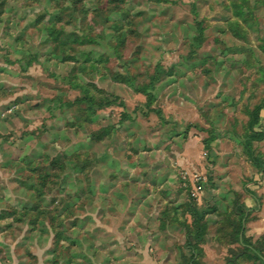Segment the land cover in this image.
Instances as JSON below:
<instances>
[{
    "label": "rangeland",
    "instance_id": "obj_1",
    "mask_svg": "<svg viewBox=\"0 0 264 264\" xmlns=\"http://www.w3.org/2000/svg\"><path fill=\"white\" fill-rule=\"evenodd\" d=\"M256 108L264 0H0V257L190 263L219 203L234 242Z\"/></svg>",
    "mask_w": 264,
    "mask_h": 264
},
{
    "label": "crops",
    "instance_id": "obj_2",
    "mask_svg": "<svg viewBox=\"0 0 264 264\" xmlns=\"http://www.w3.org/2000/svg\"><path fill=\"white\" fill-rule=\"evenodd\" d=\"M256 128L264 132L262 112ZM249 143L254 158L263 164V167L260 168L254 163L257 173L254 179L253 191L248 192L242 204L236 206L234 211H228L232 222H238L239 235L234 242H226L221 236V231L226 225L225 219L220 220L221 218H219L226 212L227 207L224 203H219L220 206H218L216 212L213 211L215 213L200 210L199 207H196L199 213L205 215V236L203 243L200 245L201 256L194 259H198L200 264H246L248 261H253L254 264H264V186L259 182L260 173L264 169V139ZM229 226L233 231L235 230L234 225ZM213 228L216 231V236L210 238L209 233ZM4 245L11 247L6 243ZM8 252L10 253V250ZM16 261L14 257L9 255L4 254L3 257H0V264H17ZM136 262L137 264H145L144 261ZM185 264L191 263L185 262Z\"/></svg>",
    "mask_w": 264,
    "mask_h": 264
},
{
    "label": "trees",
    "instance_id": "obj_3",
    "mask_svg": "<svg viewBox=\"0 0 264 264\" xmlns=\"http://www.w3.org/2000/svg\"><path fill=\"white\" fill-rule=\"evenodd\" d=\"M260 109L256 108L252 114L250 115V121H249V131L250 136L248 137L249 141H261L264 139V132L256 126L259 124L260 120ZM248 153L250 159L256 163L260 168L263 167V164H261L256 158L253 156L252 149L250 148V145H248ZM189 214L191 218L193 219L192 224V230L189 228L186 234V243L185 248L189 250L191 253V264H197L195 262V258L201 254L200 245L204 241L205 236V224H204V214L199 213L196 207H192L189 210ZM27 216V214H25Z\"/></svg>",
    "mask_w": 264,
    "mask_h": 264
},
{
    "label": "built area",
    "instance_id": "obj_4",
    "mask_svg": "<svg viewBox=\"0 0 264 264\" xmlns=\"http://www.w3.org/2000/svg\"><path fill=\"white\" fill-rule=\"evenodd\" d=\"M259 182H260V184H262L264 186V169L260 173Z\"/></svg>",
    "mask_w": 264,
    "mask_h": 264
}]
</instances>
